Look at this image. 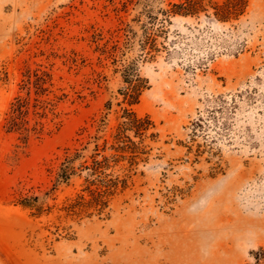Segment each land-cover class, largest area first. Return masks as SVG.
<instances>
[{
  "label": "rangeland",
  "instance_id": "rangeland-1",
  "mask_svg": "<svg viewBox=\"0 0 264 264\" xmlns=\"http://www.w3.org/2000/svg\"><path fill=\"white\" fill-rule=\"evenodd\" d=\"M174 1L0 0V264H264V0L233 21L172 16V52L141 56L148 10ZM132 61L149 79L132 107L160 135L111 216L35 218L15 205L22 187L53 184L50 166L100 119L118 123ZM40 65L69 96L60 127L26 143L5 115ZM79 184L60 185L59 201Z\"/></svg>",
  "mask_w": 264,
  "mask_h": 264
},
{
  "label": "trees",
  "instance_id": "trees-1",
  "mask_svg": "<svg viewBox=\"0 0 264 264\" xmlns=\"http://www.w3.org/2000/svg\"><path fill=\"white\" fill-rule=\"evenodd\" d=\"M249 4L250 0H179L157 13L150 9L138 39L141 56L155 59L162 50L172 52L174 41H166L170 37L172 16H200L205 13L211 19L227 22L239 19L246 13ZM160 37H164V40L160 41ZM122 76L126 85L119 92L123 102H128L129 106L123 107L118 123L109 130L106 117L100 119L96 133H89L87 139L79 144L67 146L60 163L50 166L53 184L22 187L14 193L12 201L15 205H20L35 218L54 213L59 218L65 216L72 219L111 216L112 201L132 186L137 166L141 160L150 159L153 147L149 140L158 141L160 135L152 116L141 115L132 107L149 87V79L142 76L135 61L124 67ZM58 89L51 69L42 65L28 67L20 90L5 115L4 127L7 131L19 133L27 143L32 136L42 137L59 128L62 120H58V109L69 93L62 87ZM220 97H224V94L211 100L216 101ZM205 126V118L201 115L192 124V141ZM77 179L80 184L59 201L57 191L60 185H75ZM59 229L57 225V232Z\"/></svg>",
  "mask_w": 264,
  "mask_h": 264
}]
</instances>
